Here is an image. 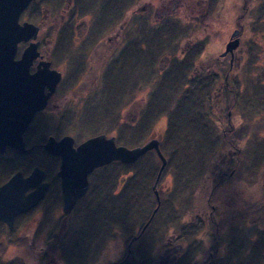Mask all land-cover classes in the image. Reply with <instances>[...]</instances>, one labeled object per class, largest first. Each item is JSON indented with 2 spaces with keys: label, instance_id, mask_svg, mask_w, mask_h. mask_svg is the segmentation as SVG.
<instances>
[{
  "label": "rangeland",
  "instance_id": "rangeland-1",
  "mask_svg": "<svg viewBox=\"0 0 264 264\" xmlns=\"http://www.w3.org/2000/svg\"><path fill=\"white\" fill-rule=\"evenodd\" d=\"M123 3L126 5L125 0ZM128 7L129 11L127 8L119 16L115 26L105 32H99L98 38L106 36L109 31H113L115 37L120 38L111 54L106 56V63L111 58L121 59L124 50L131 48L130 44L138 45L140 63L131 56L128 57L127 62H124L126 63L125 68L115 71H117L116 84H126L128 93L132 92L133 98L139 100L143 97L148 98L151 94H153L152 99L155 98L162 75H165L168 69L176 64L175 62L179 65L183 61L176 60L181 52H186L188 59L193 50L197 51L196 47L199 48V54L193 57L195 66L210 71L209 75H216L217 82L214 84L212 93L218 91L226 71L229 70V56L222 59L220 58L221 53L224 51L225 44L230 40L233 30L240 29V42L233 51V66L227 74L232 90L225 91L226 94H230V97L234 95L235 99L233 107L229 110L231 111V123L235 128L231 139L240 151L239 167L234 172L235 174L231 172L230 178L224 180L217 190L212 191L220 173L232 169L234 151H228L223 147L215 148L216 150L210 153V157L204 158L199 171L189 168L187 172H193V177L199 176L192 179V176L184 175V179H187L183 182L185 187L179 183L174 164L170 165L161 179L160 176L157 179L160 165L155 164L157 166L156 180L152 184L151 179L149 185L144 186L152 188L155 185L153 192L156 191L158 198L162 193V197L164 196L169 204L172 202L174 212L179 213V217L174 219L168 227L160 225L162 218L158 220V217L156 233H153L151 229H154V226L148 230L150 234H155L156 238L153 244L156 251L152 252V260L159 262L162 258L158 257V254H162L167 249H177V247L182 252L181 256H184L180 260L186 264L204 260L202 252L210 245L212 235L211 226L207 221L211 210L215 209L226 227L218 244L217 264H264V0H133ZM22 14L25 20H29L27 10ZM90 16L94 19L92 15ZM174 21L180 31L173 32L174 38L171 37L170 46L162 47L163 51L153 50V46L160 45L158 42L166 44L168 41H160L155 33L152 34L153 30ZM119 28L122 29L121 32ZM56 35L58 36V31ZM147 48L148 51H146ZM163 56H166L168 61ZM193 74L195 80L204 77L203 72ZM187 76L191 77L190 72ZM136 87L138 90L133 91ZM223 101H226L225 94ZM126 108L127 102L124 97L116 105V113L119 110V119L116 123L118 128L125 122ZM225 111L226 107L222 109V114L217 108L213 109L211 116L214 121L210 119L211 117L207 118L208 121H212L221 129H227ZM179 122L184 123L185 117L179 118ZM165 127L164 116L156 119L146 141L156 136L158 141H162ZM118 128L115 130L117 133L121 130ZM85 130L88 129L84 128L83 132ZM192 153L197 155V152ZM152 160L151 156L143 162L152 163ZM154 163L155 160L152 164ZM131 176H133L132 171L119 176L118 179L119 181L123 178L126 180ZM122 189L116 185L114 193ZM146 192H143L142 197ZM211 193L214 196L209 204L207 199ZM87 200L88 198L81 202L76 212L74 211L69 217H76V214L79 216L74 220V226H70L67 229L68 232L62 235V243L68 248H63L62 251L60 249L57 253L46 255L44 258L43 248L51 237L50 233L47 235L37 232L28 240L25 238L26 243L29 240L32 241L33 247L21 242L20 244L12 243V236L0 234V242H6L4 248L0 244V264L3 262H9V264H109L125 256L126 243L131 237L139 235L140 230H144V226L150 221L146 222V218L150 213L152 217L159 206L156 196L155 198L145 196L143 200L139 199L134 204L128 200L126 206L128 208L130 205V211L127 213L129 220L125 221V225L113 221L110 229L103 226L98 232L97 219L94 223L86 222L88 219L87 204H91V198L89 202ZM114 206L118 207L121 204ZM251 207L263 208L248 217L246 221L238 220V217L234 216ZM183 208L185 210L181 213ZM161 213L159 215L163 216L165 211ZM103 214L107 212L102 210L100 215ZM109 215L111 218L116 217V220L120 216L122 218L123 213L113 211L107 215V218ZM42 216H40V211L35 215L34 226L36 228L40 227ZM51 216L50 219L46 215L49 225L45 228L52 230V236H58L61 224L59 207L54 209ZM103 221L108 222L106 219ZM198 221L202 222V226L195 234L194 246L191 249L194 252H200L192 253L187 258L185 252L190 245V239L185 240L180 237L181 226H186L190 222L195 226ZM145 241L147 240H144L141 246L149 257L151 248L146 251L149 244Z\"/></svg>",
  "mask_w": 264,
  "mask_h": 264
},
{
  "label": "flooded vegetation",
  "instance_id": "flooded-vegetation-1",
  "mask_svg": "<svg viewBox=\"0 0 264 264\" xmlns=\"http://www.w3.org/2000/svg\"><path fill=\"white\" fill-rule=\"evenodd\" d=\"M128 2L130 1L128 0ZM99 5L98 0L95 5L90 0H32L19 16L20 23L26 21L35 25L37 33L34 39H29L26 42L21 41L17 44L15 59L20 58L22 51L29 43L36 44L37 56L29 66V73L33 74L38 67L43 68L45 64H48V68L51 71L50 82L54 81L55 83L52 91L49 86L46 85L44 87L45 93L50 91L46 103L42 109L34 113L22 132L24 150L21 151L8 144L5 145L2 151L0 150V185L7 182L16 173H20L22 178L30 176L35 167H38L43 172L39 185L46 183L43 196L35 205L26 211L18 213L13 219L12 227H9L6 222L0 221V234L17 239L21 238V243L26 246L33 247L32 241L29 240L26 243L25 238L28 240L30 236L33 237L37 232L38 234L45 233L48 235L50 233L49 236L52 235V230L45 228L46 225H49V222L46 221V215L51 219V215H53L54 209L56 210L57 207H59L61 214V224L58 232L62 235L66 234L68 232L67 229L72 225L74 226V220L79 217L75 213L76 217L69 218L79 208V204L87 198V202L90 201V198L93 201L92 194L96 193L94 184L102 185L97 190L101 194H109L110 197L115 194V183L112 182L111 191H106L104 190L106 188L105 185L111 181H101V183L95 181L93 183L91 180L92 173L100 168L103 169H101L99 175L104 177V179L105 177L110 178L113 176L111 171L113 169L109 166L110 163L116 162L113 161L94 169L88 174V186L85 194L77 199L69 212H64L61 179L57 175L61 158L59 155L50 154L44 149V145L49 138H53L58 142L63 140L64 137H70L73 147H76L90 137L104 134L106 137H114L116 145H123L127 148L140 146L147 142L146 140L148 139L147 125L151 120V117H148V109L153 94L148 98L143 97L139 100L133 98L132 92L128 93L127 85L117 88L114 69L115 60L111 58L106 63L105 58L108 54H111L120 38H116L113 31H109L110 33L108 32L106 36L98 38L99 32H105L115 26L116 19L111 15L112 12L114 13V6L110 8L109 20L99 26L96 21L100 11ZM128 6L125 11L127 8V11H129L130 8ZM26 10L29 20H25L22 14ZM98 28L102 30L99 31ZM120 28L121 32L122 29ZM57 31L58 36L56 35ZM54 33L55 35H53ZM186 55V52H181L176 60H184L188 56ZM227 56H229L228 67L230 70L234 61L233 54L221 55L220 58L224 59ZM165 59L168 61L167 57ZM191 61V68L188 71L191 74V77H188L189 80H194L193 73L199 72L204 73L203 78L206 81H210L212 76H214L212 79L216 77L215 74L209 75L210 71H206L204 68H196L194 59H191ZM175 63V65H178L177 62ZM160 70L162 71V69ZM229 70L226 71L218 91H214L211 96V99H214L217 105L219 104L217 110L221 114L222 109L226 107L228 102V96L225 91L232 90L227 75ZM216 82L217 78H215ZM137 90L138 87L134 88L133 91ZM224 94L225 102L223 101ZM124 97L127 102V108L124 111L125 122L122 125L120 124L121 127L118 128L116 123L119 119V110L116 113V105ZM163 116L166 119L167 127V117L161 115L158 118H163ZM226 121L231 122L230 110L227 112ZM84 128L88 130L83 132ZM117 128L121 129L118 133L115 131ZM133 132L135 138L138 133L142 134L144 141L140 144H133L131 141ZM122 134L123 137L121 136ZM156 137L149 139H157ZM58 152H64L63 143L60 148L58 147ZM147 152H155V150L151 149ZM97 174L95 173V176ZM125 181V178H123L116 185L123 188L126 184ZM34 190V186L26 187L23 190V195L27 196ZM38 211H40V216H43L40 227L36 228L34 223L35 215L38 214ZM141 233L142 230H140L139 235ZM139 235L131 237L126 243V254L123 258L112 261L109 264H186L180 260L182 252L178 247L177 249H167L162 254H158V257L162 258L159 262L152 260V252L156 251L154 246L150 249L149 257L146 255L147 252L144 254L141 245L132 247L133 241ZM189 248L191 249L192 246H189ZM132 252L134 262L126 260ZM191 252L196 254L192 249ZM202 253L206 257L204 251ZM215 258L217 259L216 256ZM204 262L205 259L194 261V264H204Z\"/></svg>",
  "mask_w": 264,
  "mask_h": 264
},
{
  "label": "trees",
  "instance_id": "trees-1",
  "mask_svg": "<svg viewBox=\"0 0 264 264\" xmlns=\"http://www.w3.org/2000/svg\"><path fill=\"white\" fill-rule=\"evenodd\" d=\"M90 2L95 5L97 3V0H90ZM132 2L133 0H130V2H127L125 5V3H123V0H101L99 2L100 11L96 20L97 23L100 26L109 20V12L111 6H114V13H110L117 20L119 16L123 14L125 8ZM176 31H180V29L176 25L175 21L171 23H165L160 28L153 30L152 34L155 33L157 35V38L160 39V41L168 40L166 44L158 42L160 43V45L156 44L155 46H153V50L158 51L159 49H161L163 51L164 47H169V41L172 40L171 37L174 38L173 32ZM130 47V49L124 50L121 59H116L114 61L115 70H121L125 68L126 63L124 62H127L128 57L132 56L136 58V60H138L139 62L140 56L137 52L139 51L138 45L136 43H133L130 44ZM134 47H137L138 49H135ZM148 48L146 49V51H148ZM196 49L197 51L193 50L191 52L192 54H190L191 56L188 59L185 58L179 65H172L171 68L168 69L166 74L162 75L161 79L159 80V87L156 91L157 96L151 99V104L148 109V117H151V120L148 123L147 128L149 133V130L154 121L159 116L166 115L167 127L164 137L162 141H160L159 145L162 154L166 158V165L160 174V179L163 178V176L166 174L170 165L174 164V169L177 170V178L179 180V183L183 186L185 185L183 183L184 180H187L186 178L184 179V175L192 176V179L197 178L199 176L198 175L197 177H193V172H187L189 168H194V171H199L201 164H203L204 158L206 156L210 157V153L213 152V150H216L215 148L223 147L226 148L228 151H234L233 167L227 172L225 171L220 173L218 179L215 181V184L213 186L212 191H215L224 180L230 178L231 172L235 174L234 172L237 170L240 164V151L231 139V135L235 130L234 126H232L233 123L226 121L225 124L228 127H225H227V129H221L220 126H216L215 123L212 122L214 121V118L211 116V111H213V109L219 106V104H216L215 100L211 99L216 77L212 79V77H214L212 76L210 78V81H206L205 78H201L198 80L194 79L195 81L188 79L187 74L191 66V59H195L193 57L199 54V48L196 47ZM116 72L117 71H115V75H117ZM122 86L123 83H120L117 85V88L119 89V87ZM229 95L227 94L228 102L226 105L225 118H227V112L233 107V103L235 100L234 95L231 97ZM182 116L185 117L184 123L179 122V118H181ZM209 117H211L210 119H212V121L210 122L208 121ZM121 136L123 137V134ZM131 141L133 142V144H140L144 141V137L142 136V134L138 133L137 137L135 138L133 132ZM192 152H197V155H193ZM151 156L153 158L152 163L155 160L154 164L150 163L149 161L143 162L146 158H149ZM157 163L158 165H160V160L158 159L156 153L147 152L142 158L130 165L121 164L119 162L110 163L109 166L112 167V169L114 170L113 176H111L110 178L105 177L104 179V177L99 175V172L103 168L95 170L91 175V180L93 183H95V181H97L98 183H101V181H111L109 184L105 185L106 188L104 190L106 191H111L110 187L112 185V182L117 183V181L120 180L118 179L119 176L124 175L130 171L133 172V176L128 177L126 179V184L123 186L122 191H120V193L114 194L115 197H110L109 194H101V192L97 190H99L102 185L100 184L99 186L97 184H94V187L96 186V188L94 189L96 193L94 192L92 194V198L94 199L90 202L91 204H87L86 212L88 213V219L86 220V222L94 223L97 219L98 225L96 229L98 232L101 231L103 226H106L107 229H110L111 223L113 221L125 225V221L129 220L127 219V213L130 211V205L128 206V208L126 206V202L128 200L134 204L139 199L143 200L145 196H151L155 198L153 187L151 188L150 186L147 188L144 185H149L151 179L152 184L156 180L157 166H155V164ZM184 170H186V172H184ZM95 173L98 174L95 176ZM114 186H116V184H114ZM144 191L147 192L145 193V196L142 197ZM213 196L214 194L211 193L209 199H207V202L209 204L210 202H212ZM111 200H115L116 203L111 202ZM115 204H121V206H114ZM262 208L263 207L256 209L254 207H251L249 209H246L242 213H238L234 216H237L238 220L246 221L248 217H251L256 212L261 211ZM102 210L106 211L107 214L100 215V212ZM183 210H185V208H183L180 212L182 213ZM113 211L122 212V218L120 216L115 220L116 217L111 218V215H109L107 218V215ZM164 211V215L160 216L162 214L161 212ZM98 216L99 218H97ZM158 217V220H161L160 218H162L160 225H164V227H168L174 219L179 217V213L174 212L172 202L169 204L168 200H166L164 196L162 197V193L159 196V206L157 207V210L152 215V217L150 213V215L146 218V222L148 220L150 221L148 222V225L144 228L142 233L139 235V237H137L136 240L133 241L132 247L134 245H143L144 240H147L145 241V243L147 242L146 244H149V248H147L146 251L152 248L154 242L156 241L155 234L153 233H156L155 229H158L157 227L159 222L158 220L156 221ZM103 219H106V221L108 220V222L103 221ZM218 219H220V216H218V213L215 212V209H212L210 217H208L207 221L211 226L212 235L210 239V245H208L206 251H204L206 256L204 264H216L218 262L215 256L217 254L219 240L224 235L226 228L224 226V222H222L223 220ZM221 222L223 223V225ZM201 223V221H198L199 225L196 224L194 226V224L190 222L188 223V225L186 224V226H181L182 229L180 232V237L185 240L190 239L189 246H194L193 240H195L196 232L202 226ZM151 226L155 227L154 229L151 228L153 230L152 234H150L148 231L150 230ZM11 239L12 243H19L22 241L21 238L17 239L12 237ZM5 243L6 242H0L1 247L4 248V246L6 245ZM63 248H68V246L63 245L62 234L59 233L58 236L51 235V237H49L48 243L43 249V257L45 258L46 255L49 254L53 255L57 253L60 249L62 251ZM191 253V249L189 248L188 251L185 253V256L188 258ZM196 253H198V251ZM126 260H131L132 262H134L133 252L128 256V258H126ZM3 264H9V262H3Z\"/></svg>",
  "mask_w": 264,
  "mask_h": 264
},
{
  "label": "water",
  "instance_id": "water-1",
  "mask_svg": "<svg viewBox=\"0 0 264 264\" xmlns=\"http://www.w3.org/2000/svg\"><path fill=\"white\" fill-rule=\"evenodd\" d=\"M30 1L32 0H0L1 151L7 144L21 151L24 150L22 132L34 113L42 109L46 103L50 91L45 93L44 87L47 85L52 91L55 84L54 81L50 82L51 71L48 64L43 68L38 67L33 74L29 73V66L37 56L36 44L29 43L20 58L15 59L17 44L36 37L35 25L26 21L19 22L21 12ZM238 33V30L232 32L222 56L227 53L233 54L234 49L239 45ZM62 143L64 152H58V147L60 148ZM44 149L61 158L57 175L61 179L64 212H69L77 199L85 194L88 186L87 176L96 168L113 161L125 165L133 164L151 149L155 150L160 160L157 179L166 165V158L159 148V141L155 138L133 148L116 145L114 137H106L104 134L90 137L76 147H73L70 137H64L58 142L49 138ZM42 176V170L35 167L30 176L22 178L20 173H16L0 185V221L12 227L13 219L18 213L26 211L37 203L46 187V183L39 185ZM29 186H34L35 190L24 196L23 190ZM154 193L159 205L158 195L156 191Z\"/></svg>",
  "mask_w": 264,
  "mask_h": 264
}]
</instances>
